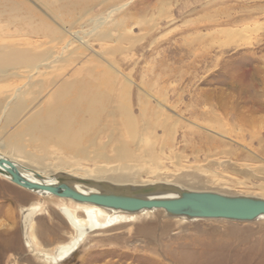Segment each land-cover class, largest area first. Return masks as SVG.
Returning a JSON list of instances; mask_svg holds the SVG:
<instances>
[{"label":"rangeland","instance_id":"374dc122","mask_svg":"<svg viewBox=\"0 0 264 264\" xmlns=\"http://www.w3.org/2000/svg\"><path fill=\"white\" fill-rule=\"evenodd\" d=\"M18 1V15L25 17L24 41L35 44L45 57L61 58L55 72H108L112 63L123 75L121 81L129 77L134 82V94L164 90L170 105L179 104L181 116L167 111L179 124L159 133L154 144L157 153L165 148L161 163L173 177L168 180L185 175L190 178L185 186L194 191L223 188L231 194L264 196V0H96L72 10L51 0ZM5 9L0 0L4 15ZM100 33L109 37L93 39ZM74 34L87 40L95 53L77 49ZM51 77H39L35 86H25L27 79H12L13 84L0 86V98L25 86L27 101L44 104ZM3 132L0 122V135ZM11 188L0 179V264H175L169 252L183 248L195 251L201 264H264V221L188 224L158 212L121 225L116 237L105 243L91 237L65 261L49 263L43 247L29 251L21 241L23 250H9L8 237L20 233V208L27 204ZM45 201L56 206L51 199ZM47 225L43 222L37 233L46 234ZM56 232L58 237L44 238L46 245L69 241L67 229Z\"/></svg>","mask_w":264,"mask_h":264},{"label":"bare ground","instance_id":"6f19581e","mask_svg":"<svg viewBox=\"0 0 264 264\" xmlns=\"http://www.w3.org/2000/svg\"><path fill=\"white\" fill-rule=\"evenodd\" d=\"M1 1L5 3L6 9L5 15L4 11L0 10V86L4 83L13 84L9 81L15 78L29 80L25 86H35L37 82L40 83L39 77L45 75L52 77L49 80V89L46 93L48 96L44 104L35 100L27 101L28 93L23 90V87L26 88L25 86H16L9 94H4L5 96L0 98V122H3L4 126V132L0 135V157L13 162L21 175L31 181L51 184L55 182L56 178L61 177L82 192H89L92 188L82 185L80 180H87L91 184L103 182L105 185L109 184L106 185L108 190L120 189L124 192H133L149 185L168 187V189L170 187L178 188L180 191H194L185 186L184 180L190 179L185 175L171 181L168 180L173 177L161 163V155L165 157V148L160 147L159 153L154 149L155 141L160 137L158 134L167 133L179 124V120L172 115L181 116L177 114L179 104L170 105L167 92L165 93L163 90L162 93L154 95L148 90H144L140 94H134L131 89L134 82L129 77L121 81L119 77L121 74L117 72V68L112 63H108L107 67L112 72H101L103 70L95 69H89L84 74L76 71L70 74V71L65 72L66 69L63 70V73L55 72L54 70L60 67L56 66V63L61 58L45 57L38 53L35 44L26 43L23 39L25 27L22 28V25L24 26L23 19L25 17L22 18L18 15L22 12L21 2L18 0ZM14 2L17 6L14 5ZM52 2L60 3L61 5H59L66 10L69 8L72 10L75 6L86 8L85 5L89 6L96 0H51ZM10 13L12 14L9 16ZM77 13L81 14V12ZM82 15L84 16V13ZM83 16L80 20L87 18V15L85 19ZM10 27L15 30L11 31ZM92 37L97 40H105L109 34L101 35L100 33L97 37ZM72 39L78 42L77 49L82 48L81 50L84 51V47L86 52L95 53L83 37L74 34ZM85 61L97 62L94 59ZM41 70L46 72L42 73ZM119 85L120 88L117 87ZM40 94L42 93L40 92ZM38 98L40 97H37L36 100ZM175 101L177 102V100ZM167 111L172 112V115ZM172 133H174L173 130ZM26 137L29 138L28 142L25 141ZM151 164L155 167H152ZM143 176H151L153 180H139ZM49 177H53V179H49ZM0 179L12 185L10 190L16 196L27 201V204L20 208V233H14L8 237L10 242L8 244L10 249H8L20 252L23 248L22 242L29 251L34 247H43L42 255L49 263L50 261H65L80 244L91 237L105 243L116 237L118 233L116 231L123 228L121 225L130 223V226L142 218L146 219L149 215H155L156 212L160 215L165 213L163 210H142L129 213L102 208L75 202L68 198H60L47 192L28 190L12 183L9 176L5 174H0ZM190 183H194V181ZM196 192L259 197L264 200V196L231 194L223 188ZM176 195V191L167 194L168 197ZM46 199H51L56 206L50 207L51 204L49 205L45 201ZM46 215L51 218L44 219ZM167 216L175 218L179 223L188 224L199 221H215ZM255 221H264V217ZM43 222L48 223L43 227L46 234L42 232L38 234L37 227ZM56 228L67 229L69 241L61 240L56 245H46L44 238L48 234L56 237ZM141 230L146 232L145 230L148 229L141 228ZM186 250L189 249L183 248V252L181 250L180 253L169 252L175 264L200 263L195 251L190 254L184 252Z\"/></svg>","mask_w":264,"mask_h":264},{"label":"water","instance_id":"95a60500","mask_svg":"<svg viewBox=\"0 0 264 264\" xmlns=\"http://www.w3.org/2000/svg\"><path fill=\"white\" fill-rule=\"evenodd\" d=\"M0 174L9 176L11 182L28 190L50 193L60 198L87 203L102 208L135 213L142 210H163L172 217L187 219L226 220L233 222H253L264 217V200L246 196L223 195L215 192L180 191L178 188H162L157 185L141 187L133 192L120 189L108 190L103 182L90 183L80 180L82 185L92 188L82 192L64 178H56L54 183L44 184L22 176L17 166L0 157ZM36 178L38 176L36 175ZM53 179V177H49ZM177 192L176 196L167 194Z\"/></svg>","mask_w":264,"mask_h":264}]
</instances>
